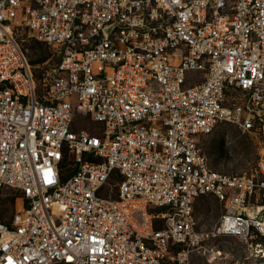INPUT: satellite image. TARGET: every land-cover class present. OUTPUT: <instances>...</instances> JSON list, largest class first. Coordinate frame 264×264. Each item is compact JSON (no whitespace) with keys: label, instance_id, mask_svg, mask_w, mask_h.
Wrapping results in <instances>:
<instances>
[{"label":"built area","instance_id":"obj_1","mask_svg":"<svg viewBox=\"0 0 264 264\" xmlns=\"http://www.w3.org/2000/svg\"><path fill=\"white\" fill-rule=\"evenodd\" d=\"M224 122L264 135V0H0V264H194L222 237L264 264V153L213 169Z\"/></svg>","mask_w":264,"mask_h":264},{"label":"rangeland","instance_id":"obj_2","mask_svg":"<svg viewBox=\"0 0 264 264\" xmlns=\"http://www.w3.org/2000/svg\"><path fill=\"white\" fill-rule=\"evenodd\" d=\"M23 44L28 48V56L34 63L42 62L40 59L43 56L46 59L51 56L48 47L33 38H27ZM75 126L94 131L99 125L81 113L76 117ZM200 144L211 167L225 173L250 172L261 160L264 153V135L243 132L237 125L228 122L219 124L213 133L202 136ZM15 208L16 191L12 188L1 189L0 215L3 220L9 222ZM222 211L221 203L213 197H199L195 202V216L201 223L212 225ZM210 247L213 250H220L221 255L207 258L203 253L196 250L192 254L193 263L255 264V260L250 257L246 243L237 238H218L210 243Z\"/></svg>","mask_w":264,"mask_h":264},{"label":"trees","instance_id":"obj_3","mask_svg":"<svg viewBox=\"0 0 264 264\" xmlns=\"http://www.w3.org/2000/svg\"><path fill=\"white\" fill-rule=\"evenodd\" d=\"M45 59H46V57L43 56L42 59H40V60H41V61H44ZM40 60H39V61H40ZM32 62L34 63V61H32Z\"/></svg>","mask_w":264,"mask_h":264}]
</instances>
